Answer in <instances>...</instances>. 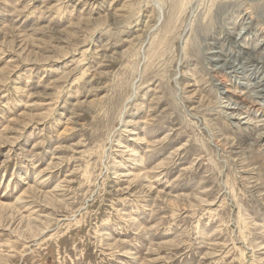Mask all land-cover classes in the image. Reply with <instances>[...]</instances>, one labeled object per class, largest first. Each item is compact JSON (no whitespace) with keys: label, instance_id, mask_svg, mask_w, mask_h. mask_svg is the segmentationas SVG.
Instances as JSON below:
<instances>
[{"label":"rangeland","instance_id":"374dc122","mask_svg":"<svg viewBox=\"0 0 264 264\" xmlns=\"http://www.w3.org/2000/svg\"><path fill=\"white\" fill-rule=\"evenodd\" d=\"M181 3L0 0V264H264V0Z\"/></svg>","mask_w":264,"mask_h":264},{"label":"bare ground","instance_id":"6f19581e","mask_svg":"<svg viewBox=\"0 0 264 264\" xmlns=\"http://www.w3.org/2000/svg\"><path fill=\"white\" fill-rule=\"evenodd\" d=\"M181 4H180V6H178V8L177 9H181V5L183 4V2H185V0H181ZM187 4H188V1H187V3H186V5H184V12H185V7H187ZM221 6V5H220ZM160 8V7H159ZM222 9V8H221ZM219 11V10H218ZM184 12H176V14H175V12L173 13V15H172V20H171V22L169 21V24H171V25H173V23L175 22V20H181L182 19V17H183V14H184ZM221 12V11H220ZM150 51V50H149ZM149 54V53H148ZM150 59V58H149ZM130 99H131V97H129L128 98V101H130ZM131 104V103H130ZM234 105H236V104H234ZM121 108V107H120ZM224 109H228V108H230L229 106H224L223 107ZM238 109H243V108H238ZM244 109H246V108H244ZM121 110V109H120ZM232 113V112H231ZM226 114V111L224 112V113H222V115H224V117L225 118H227L228 120H235L236 119V115H232V114ZM244 114H247V116H248V113L246 112V110H245V112H244ZM123 114L122 113H120V117L122 116ZM120 117H119V120H120ZM238 117H240V116H238ZM242 119V118H241ZM239 120V119H238ZM249 120V119H248ZM247 120V121H248ZM263 123H264V120L262 121ZM239 123V122H238ZM236 125V124H235ZM263 126H264V124H263ZM236 127V126H235ZM134 135V134H133ZM256 138H257V142H260V141H264V132H259L257 135H256ZM112 172V171H111ZM127 175V174H126ZM122 176V175H121ZM136 176H138V177H140V175L138 174V175H136ZM129 177V176H128ZM16 206V205H15Z\"/></svg>","mask_w":264,"mask_h":264}]
</instances>
